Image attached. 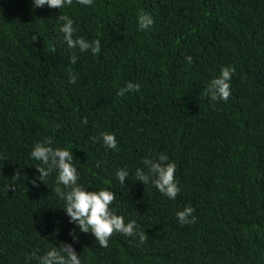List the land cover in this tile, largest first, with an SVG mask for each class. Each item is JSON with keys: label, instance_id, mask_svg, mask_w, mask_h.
Masks as SVG:
<instances>
[{"label": "trees", "instance_id": "trees-1", "mask_svg": "<svg viewBox=\"0 0 264 264\" xmlns=\"http://www.w3.org/2000/svg\"><path fill=\"white\" fill-rule=\"evenodd\" d=\"M140 10L153 24L138 31ZM60 14L96 54L67 47ZM222 66L235 69L230 96L211 101ZM128 82L139 91L118 96ZM44 138L72 151L78 184L115 194L110 209L136 221L142 244L113 232L102 248L68 223L55 170L40 181L29 156ZM161 154L176 164L174 200L134 176ZM185 206L193 223L177 221ZM66 242L81 264H264V0H0V264H37Z\"/></svg>", "mask_w": 264, "mask_h": 264}, {"label": "clouds", "instance_id": "clouds-1", "mask_svg": "<svg viewBox=\"0 0 264 264\" xmlns=\"http://www.w3.org/2000/svg\"><path fill=\"white\" fill-rule=\"evenodd\" d=\"M72 0H31L32 7L62 9L66 4H71ZM77 3L90 6L92 0H77ZM57 21L62 23L59 26V32L63 34V42L69 49H78L84 53L91 51L96 54L99 51L100 43L98 40L88 41L83 36L73 34L76 29L73 27L74 21L68 15L60 14ZM137 30L147 29L153 24V18L150 14L140 10L136 16ZM70 61L75 63L76 56L69 57ZM185 59L191 63V57ZM235 69L231 66H222L217 77L211 79L206 85L205 92L211 101L227 100L230 96V78ZM71 82H75V77H70ZM140 85L128 82L123 88L117 91L118 96L125 92L139 91ZM86 124V120L81 121ZM91 139L95 142L96 136ZM99 139L106 149H116L117 140L114 134L109 132H100ZM51 138H44L37 141L31 148L29 156L31 159L40 162L35 168L39 173V180L43 181L50 173L56 172L55 192L64 201L62 208L64 214L68 217V223L72 224L80 233H91L95 241L102 248L108 246V239L113 232L129 236L138 237L139 243L145 240V231L139 230L135 220H128L122 215L116 214L110 209V205L115 199V194L108 188H99L98 190H87L85 186L78 184L79 173L73 165V153L66 147L51 146ZM143 167H136L134 170L135 179L143 185L151 184L157 191L174 200L180 191L177 181L174 179L176 164L170 161L166 154L159 155L155 160L143 158L141 161ZM42 165V166H41ZM129 176V170L126 167L118 168L115 172V178L121 185ZM18 178V174L13 176V180ZM193 208L185 206L182 210L175 213L177 221L181 224H190L195 220ZM69 236L73 242L78 240V235L70 230ZM37 264H81V260L73 248L72 243H63V247L57 249L52 247L41 256H35Z\"/></svg>", "mask_w": 264, "mask_h": 264}]
</instances>
